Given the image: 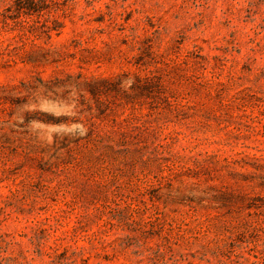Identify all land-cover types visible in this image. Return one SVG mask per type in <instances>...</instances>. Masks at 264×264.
Instances as JSON below:
<instances>
[{
  "label": "rangeland",
  "instance_id": "1",
  "mask_svg": "<svg viewBox=\"0 0 264 264\" xmlns=\"http://www.w3.org/2000/svg\"><path fill=\"white\" fill-rule=\"evenodd\" d=\"M0 264H264V0H0Z\"/></svg>",
  "mask_w": 264,
  "mask_h": 264
}]
</instances>
